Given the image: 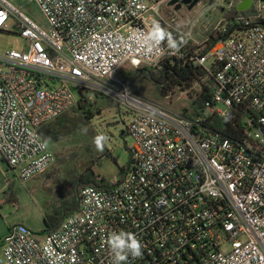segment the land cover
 <instances>
[{
	"label": "built area",
	"instance_id": "built-area-1",
	"mask_svg": "<svg viewBox=\"0 0 264 264\" xmlns=\"http://www.w3.org/2000/svg\"><path fill=\"white\" fill-rule=\"evenodd\" d=\"M171 1L0 0V32L13 23L24 40L21 49L0 47V154L22 180L55 163L40 131L77 107L74 90L106 92L134 114L121 179L83 189L79 211L52 233L10 227L0 264H113L105 237L121 230L143 245L125 264H264V0L196 59L213 84L196 119L135 96L115 75L174 63L202 17L243 0L201 1L185 32L166 18ZM157 22L186 42L178 52L146 43Z\"/></svg>",
	"mask_w": 264,
	"mask_h": 264
},
{
	"label": "rangeland",
	"instance_id": "rangeland-1",
	"mask_svg": "<svg viewBox=\"0 0 264 264\" xmlns=\"http://www.w3.org/2000/svg\"><path fill=\"white\" fill-rule=\"evenodd\" d=\"M24 0H13L20 4ZM29 10H33L29 6ZM201 11V6L189 10L186 6H173L165 9V15L170 25L183 32L187 31ZM224 9L217 8L205 17L194 29L192 34L194 44L201 49L206 43L205 34L220 26ZM37 14V13H36ZM175 19V22H172ZM9 32H0V47L3 49H21L23 38L18 34L13 23ZM214 56L210 55L207 66L214 64ZM129 69L128 67L122 70ZM115 77L122 80L120 72ZM139 87L144 91L149 101L160 105L175 113H180L188 107L200 92L198 84L184 89L177 87L167 95L155 94V87L147 81H142ZM131 92V90H130ZM75 97L80 99V94L74 90ZM99 101L100 113L91 120L82 122L79 115L71 109L67 117L72 122V127L80 125L71 135L56 144L52 149L56 156L55 163L45 172L28 180H22L20 169H12L3 160L0 154V240L6 237L10 227L25 224L36 233H44L46 224L44 216L52 206L60 204L64 198L72 195L70 177L74 171L93 169L97 178L113 182L121 179L122 172L130 165L129 149L133 146V139L124 131L133 120L134 114L123 104L120 108L110 105L115 101L106 92L90 95V100ZM86 129V131H85ZM104 134L110 137L104 152H98L93 146V137ZM103 157V158H102Z\"/></svg>",
	"mask_w": 264,
	"mask_h": 264
},
{
	"label": "trees",
	"instance_id": "trees-1",
	"mask_svg": "<svg viewBox=\"0 0 264 264\" xmlns=\"http://www.w3.org/2000/svg\"><path fill=\"white\" fill-rule=\"evenodd\" d=\"M246 15L247 12L239 11L238 8L232 10H224L222 23L219 28L208 31L206 36V43L201 49L191 42L187 47L185 56L176 59L174 63L170 60H165L160 69H138L121 70L120 74L126 87L131 92L144 100L149 101L148 95L139 87V83L147 81L155 87V94L167 95L170 91L177 87L184 89L191 88L195 84H199L200 92L196 98L191 101L190 105L184 108L179 114L188 119H196L202 115L205 104L209 101L212 93V80L207 78L204 67L197 64L196 59L203 55H209L215 44L222 39L227 38L235 29L241 28L243 24L230 23V20L237 15ZM225 29V31H224ZM170 31V30H168ZM172 34L173 32L170 31ZM177 38L181 39L178 35ZM80 94V99L77 107L73 108V112L79 115L82 122L95 118L100 113L99 101L96 98L94 101L90 100L89 95ZM110 105L120 108L115 101H110ZM218 124L217 121H214ZM80 125L75 128L72 127L71 120L66 114L58 117L51 123L44 126L40 133L45 141L52 149L56 144L71 135ZM128 135V131H124ZM53 150V149H52ZM103 158V157H102ZM126 170V169H125ZM125 170H121L122 175ZM70 184L72 187V195L69 198L61 200L57 206H52L51 210L44 216L46 230L44 233H52L56 231L66 218L79 211L80 194L81 191L87 187H94L100 190L111 189V182L105 179L97 178L93 169L84 171L76 170L71 174ZM2 242H0V247Z\"/></svg>",
	"mask_w": 264,
	"mask_h": 264
},
{
	"label": "clouds",
	"instance_id": "clouds-1",
	"mask_svg": "<svg viewBox=\"0 0 264 264\" xmlns=\"http://www.w3.org/2000/svg\"><path fill=\"white\" fill-rule=\"evenodd\" d=\"M145 40L146 43L155 44L166 42L168 47L175 52H178L180 47L186 43L185 41H178L170 31L158 22L153 25L151 32ZM109 141V136L97 134L93 137L92 143L96 151L104 152L106 144ZM40 147H47V141L40 145ZM105 243L112 253L113 264H125L129 257L132 259H138L143 256V245L137 236L132 232L123 230L119 232L113 231L105 237Z\"/></svg>",
	"mask_w": 264,
	"mask_h": 264
},
{
	"label": "water",
	"instance_id": "water-1",
	"mask_svg": "<svg viewBox=\"0 0 264 264\" xmlns=\"http://www.w3.org/2000/svg\"><path fill=\"white\" fill-rule=\"evenodd\" d=\"M201 1L203 0H172L169 6H186L189 10H193ZM253 0H243V2L238 6V10L245 12L252 7Z\"/></svg>",
	"mask_w": 264,
	"mask_h": 264
},
{
	"label": "crops",
	"instance_id": "crops-1",
	"mask_svg": "<svg viewBox=\"0 0 264 264\" xmlns=\"http://www.w3.org/2000/svg\"><path fill=\"white\" fill-rule=\"evenodd\" d=\"M8 231H9V230H8ZM7 234H8V233H7ZM7 234H6V236H7ZM2 241H3V239L0 240V242H2ZM0 248H1V247H0Z\"/></svg>",
	"mask_w": 264,
	"mask_h": 264
}]
</instances>
